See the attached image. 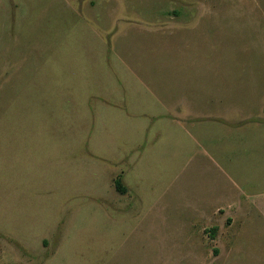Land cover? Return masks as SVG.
<instances>
[{
  "label": "rangeland",
  "instance_id": "374dc122",
  "mask_svg": "<svg viewBox=\"0 0 264 264\" xmlns=\"http://www.w3.org/2000/svg\"><path fill=\"white\" fill-rule=\"evenodd\" d=\"M0 264H264V0H0Z\"/></svg>",
  "mask_w": 264,
  "mask_h": 264
},
{
  "label": "trees",
  "instance_id": "16d2710c",
  "mask_svg": "<svg viewBox=\"0 0 264 264\" xmlns=\"http://www.w3.org/2000/svg\"><path fill=\"white\" fill-rule=\"evenodd\" d=\"M115 182V186L117 188V190L120 192V193H124L125 192V187L122 185L121 183V178L119 176H117L114 180Z\"/></svg>",
  "mask_w": 264,
  "mask_h": 264
}]
</instances>
